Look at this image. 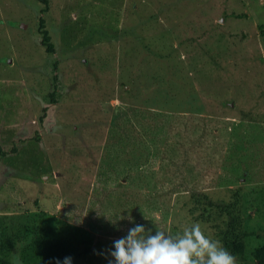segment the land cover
Wrapping results in <instances>:
<instances>
[{
  "label": "rangeland",
  "instance_id": "374dc122",
  "mask_svg": "<svg viewBox=\"0 0 264 264\" xmlns=\"http://www.w3.org/2000/svg\"><path fill=\"white\" fill-rule=\"evenodd\" d=\"M191 192L239 193L250 260L264 242V0H0L6 226L31 240L49 226L72 264H108L137 224L216 239Z\"/></svg>",
  "mask_w": 264,
  "mask_h": 264
},
{
  "label": "trees",
  "instance_id": "16d2710c",
  "mask_svg": "<svg viewBox=\"0 0 264 264\" xmlns=\"http://www.w3.org/2000/svg\"><path fill=\"white\" fill-rule=\"evenodd\" d=\"M40 42L46 53L53 52L52 43L44 30ZM260 196L264 198V193ZM190 203L189 212H195L196 220L209 223V227L214 229V237L236 258V264H250L247 263L249 261L251 264H264V242L252 250L250 260L245 254V241L251 231L248 233L245 226L248 214L244 212L239 193H231V198L224 200L211 199L202 192H191ZM40 215L43 216L44 213ZM12 220L8 219L12 222L8 223L9 226L0 220V264H14L15 257L19 264H56L57 259L62 264L65 253L61 251L57 240L50 239V234H54L50 232L49 226L37 228V237L31 240L28 236L35 229L30 231V225L21 226L16 224L18 220ZM35 245L37 246L34 247ZM39 248H44L41 252L45 253L41 254Z\"/></svg>",
  "mask_w": 264,
  "mask_h": 264
},
{
  "label": "clouds",
  "instance_id": "9594fccd",
  "mask_svg": "<svg viewBox=\"0 0 264 264\" xmlns=\"http://www.w3.org/2000/svg\"><path fill=\"white\" fill-rule=\"evenodd\" d=\"M127 219L132 220L130 216ZM113 248L109 255L114 261L108 264H236L222 242L206 236L199 224L185 226L175 236L159 229L153 235L137 224L113 241ZM56 264L61 261L57 259ZM62 264H72V257H65Z\"/></svg>",
  "mask_w": 264,
  "mask_h": 264
}]
</instances>
